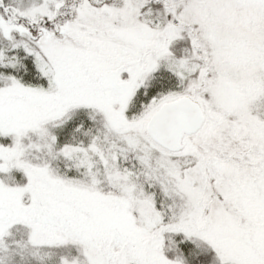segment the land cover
Segmentation results:
<instances>
[{
	"label": "snow or ice",
	"instance_id": "6c2138e0",
	"mask_svg": "<svg viewBox=\"0 0 264 264\" xmlns=\"http://www.w3.org/2000/svg\"><path fill=\"white\" fill-rule=\"evenodd\" d=\"M0 264H264V0H0Z\"/></svg>",
	"mask_w": 264,
	"mask_h": 264
}]
</instances>
